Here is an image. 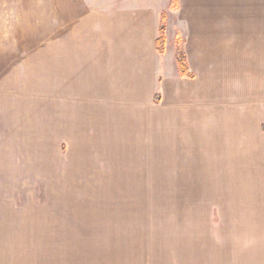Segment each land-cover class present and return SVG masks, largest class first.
<instances>
[{"label":"crops","instance_id":"obj_1","mask_svg":"<svg viewBox=\"0 0 264 264\" xmlns=\"http://www.w3.org/2000/svg\"><path fill=\"white\" fill-rule=\"evenodd\" d=\"M170 1L113 0L58 22L56 3L49 0L47 32L36 35L39 42L30 46L28 58L34 63L29 69L48 71L49 131L53 137H60L62 149L76 141L75 134L83 148L87 143L90 149L105 145L108 150H123L120 165H153L151 157L158 145L162 165L195 167L200 165L203 150L210 161L215 159L216 172L191 173L189 177L174 172L167 181L176 183V188L180 186L177 183H186L184 190L192 192V197L223 198L228 210L238 204L234 198H240L239 218L232 220L230 213V220L214 223L208 261L264 264V218L261 220L259 209L244 211L248 204L259 207L255 199L260 198L259 192L264 197V185L256 184L258 175L233 173L230 160L233 150L241 163L248 159L249 133L254 132L252 112L257 106L251 108L245 103L241 110L233 104L202 107L186 105L182 99L186 85L205 80L209 71L205 66L217 54L216 37H231L229 32L218 33V23L234 30L239 27L242 31L236 34L242 39L243 29L248 27L243 23L258 22L264 28V0H177L175 10L169 7ZM162 12L166 14V44L160 55L155 39ZM169 33L173 34V53L167 50ZM178 38L183 41L193 79L177 73ZM24 51L21 46L10 54ZM18 64L11 66L18 68ZM214 67L210 71L216 81L220 68ZM14 76L3 71L0 78V131L7 135L19 128L18 121L10 130L8 124L19 116V81L24 84ZM156 94L158 102L154 100ZM261 113L255 131L259 140L264 136V110ZM119 122L126 130H118ZM257 148L261 154L264 141L258 142ZM171 192L167 196H175L176 191ZM134 194L127 197H137ZM74 198L72 190L47 192L0 186V264H104V254L88 252L90 246L104 245L106 228L94 225L99 213L88 207L96 203L81 201L88 208L76 206ZM125 214L118 212L115 224L109 226L117 247L112 264L136 262V253L130 249L136 217L134 214L131 220V213ZM123 245L129 249L122 259Z\"/></svg>","mask_w":264,"mask_h":264},{"label":"rangeland","instance_id":"obj_2","mask_svg":"<svg viewBox=\"0 0 264 264\" xmlns=\"http://www.w3.org/2000/svg\"><path fill=\"white\" fill-rule=\"evenodd\" d=\"M51 1L56 3V17L60 22L73 18L80 10L101 4L103 6L113 0ZM175 9H178V3L172 8ZM48 12L49 0H0V78L5 71L14 73V78L24 80L22 86L19 81L18 88L19 116L8 123L10 130L18 121L17 133L14 130L13 133L9 132V136L0 131V137H3L0 140V179L3 181L0 184L5 189L47 192L72 190L76 196L73 200L78 202L76 206L87 207V201H94L96 204L88 205L90 210L99 213L100 218L94 225L98 223L106 229L103 230L104 245L90 246L88 252L104 254V264H112V254L117 248L112 243L113 231L109 226L115 224L116 214L120 211H125L126 216L131 213V220L134 214L136 217L137 229L130 247L131 253H136L134 264H212L211 259L208 261V253L214 223L230 220V213L232 220L239 218L242 212L240 198H234L238 204L228 210L224 206L223 198L192 197V192L184 190L186 183L179 182L177 184L180 186L176 188L173 186L176 183H169L167 179L169 175L175 174L174 172L184 177H189L191 173L198 175L216 172L215 159L210 161L209 156L201 150L202 158L198 160V166H164L161 164L163 160L160 157V146L157 145V150H153L151 157L153 165H120L125 157L123 150H108L105 145H102L101 149H90L87 148V143L83 148L79 135L75 134L73 136L76 141L62 149L60 137L51 135L48 71L29 69L34 63L28 59L30 46L39 42L36 35L47 32ZM246 24L248 27H244V37L241 39L236 34L242 31L239 27L234 30L223 22L218 23V33L229 32V42H226L224 37H216L217 54L213 61L205 66L209 70L205 80L186 85L182 99L186 105L202 107L233 104L237 110H241L245 103H249L251 108L253 105L257 106L252 112L254 121L251 127L254 132L249 133L250 148L248 159L245 160L247 163L244 159L241 163L240 157L235 155V150L230 160L233 173L258 175L259 181L256 184L264 185V151L259 154L257 148V143L263 142L264 136L261 135L259 140L256 138L259 134L255 132L256 122L262 119L258 115L264 110V28L258 22L243 23ZM230 40L236 41V44ZM168 41L167 50L173 53L172 33H169ZM21 46L25 47L23 54H10L12 49ZM16 62L20 63L18 68L11 66ZM214 66L220 68L217 78L215 77L216 81L210 71ZM38 72L40 76H37ZM192 99L195 101L192 102ZM122 124L124 123L119 122L116 125L118 130H126ZM94 144L96 143L92 145ZM157 153L159 155H156ZM244 156L245 154L242 157ZM145 179L148 180L147 183ZM169 185L172 187H168ZM173 189L176 191L175 196H167ZM261 189H264V186ZM129 193H135L137 197L129 198ZM142 193H147L148 196H140ZM261 194L259 192L260 198L255 199L259 207L248 204L243 209H259L263 220L264 197H261ZM220 228L224 229L222 226ZM74 248L77 249V246ZM120 249L123 259V253H128L129 245H123ZM213 263L215 264L214 260Z\"/></svg>","mask_w":264,"mask_h":264},{"label":"trees","instance_id":"obj_3","mask_svg":"<svg viewBox=\"0 0 264 264\" xmlns=\"http://www.w3.org/2000/svg\"><path fill=\"white\" fill-rule=\"evenodd\" d=\"M177 4V0H172L170 2V8L175 7ZM165 26H166V14L165 12H162L160 15L159 25H158V34L155 39V49L158 54L162 55L165 50V44H166V33H165ZM175 62H176V68L177 73L180 77L193 79L194 73L189 70L186 55L184 53L183 48V41L182 39H176L175 40ZM155 102L159 101V97L156 94L154 96Z\"/></svg>","mask_w":264,"mask_h":264}]
</instances>
